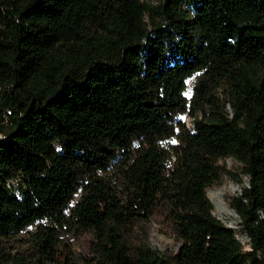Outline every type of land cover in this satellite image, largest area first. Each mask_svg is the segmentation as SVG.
Returning a JSON list of instances; mask_svg holds the SVG:
<instances>
[{
  "label": "trees",
  "instance_id": "trees-1",
  "mask_svg": "<svg viewBox=\"0 0 264 264\" xmlns=\"http://www.w3.org/2000/svg\"><path fill=\"white\" fill-rule=\"evenodd\" d=\"M0 264H264V0H0Z\"/></svg>",
  "mask_w": 264,
  "mask_h": 264
},
{
  "label": "rangeland",
  "instance_id": "rangeland-1",
  "mask_svg": "<svg viewBox=\"0 0 264 264\" xmlns=\"http://www.w3.org/2000/svg\"><path fill=\"white\" fill-rule=\"evenodd\" d=\"M170 60L173 59V52L167 56ZM191 80L188 81L190 83ZM182 121L190 124L191 117L187 113H181L178 115ZM57 149H60V145L55 143ZM219 163L224 166L225 169L221 170L220 177L206 187V193L212 198L214 207L213 213L218 216L226 224L235 226L236 235L244 243L245 247H248V237L240 229L239 219L237 214L231 210L230 199L238 192L241 187L248 182V176L243 173V163L235 158L233 155H227L219 160ZM221 199L223 203L217 201ZM223 206H226L224 210ZM238 223V228L236 224ZM135 234L138 238L146 241L150 246L158 248L160 251L175 250L180 245L181 241L169 230L164 228L157 220L150 219L140 223L136 229Z\"/></svg>",
  "mask_w": 264,
  "mask_h": 264
},
{
  "label": "bare ground",
  "instance_id": "bare-ground-1",
  "mask_svg": "<svg viewBox=\"0 0 264 264\" xmlns=\"http://www.w3.org/2000/svg\"><path fill=\"white\" fill-rule=\"evenodd\" d=\"M217 201H219L220 203H223V201L221 200V199H217ZM223 208H224V210H226L227 211V209H226V206H223ZM239 226H238V223L236 224V228H238ZM234 228H235V226H234Z\"/></svg>",
  "mask_w": 264,
  "mask_h": 264
},
{
  "label": "water",
  "instance_id": "water-1",
  "mask_svg": "<svg viewBox=\"0 0 264 264\" xmlns=\"http://www.w3.org/2000/svg\"><path fill=\"white\" fill-rule=\"evenodd\" d=\"M211 200H212V198L211 197H209ZM213 202V201H212ZM231 210L232 211H234L235 213H236V211L234 210V208L233 207H231ZM237 214V213H236ZM228 226H230V227H233L232 225H230V224H227ZM234 228V227H233Z\"/></svg>",
  "mask_w": 264,
  "mask_h": 264
}]
</instances>
